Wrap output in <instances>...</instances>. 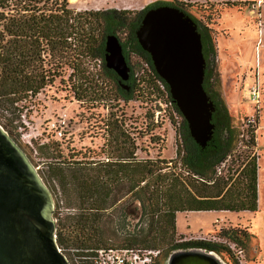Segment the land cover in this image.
Returning a JSON list of instances; mask_svg holds the SVG:
<instances>
[{
    "label": "trees",
    "instance_id": "16d2710c",
    "mask_svg": "<svg viewBox=\"0 0 264 264\" xmlns=\"http://www.w3.org/2000/svg\"><path fill=\"white\" fill-rule=\"evenodd\" d=\"M159 4L176 7L195 23L205 59L201 85L213 106L211 134L201 146L190 135L183 118L178 128L181 143L173 158L135 159L130 147L125 149L127 159L123 160L106 159L93 162V165L92 162L49 163L43 178H56L62 192L66 196L72 195L73 202L78 204L73 214L62 217L61 227L56 223L57 244L161 248L164 256L186 249L229 254V248L221 242L176 233L175 213L182 210L256 209L258 174L256 154L252 148L245 154L246 160L240 169L235 164L225 178L216 174L219 163L228 156L232 159L239 129L232 124L220 97L212 37L205 25L170 1L155 0L136 10L113 7L74 10L67 0H0V111L15 100L34 95L45 84L48 69L43 66L42 52L48 50L53 55L59 52V56L67 60L65 49L69 47L73 65L77 61L75 58L83 55L100 60L102 68L114 81L117 96L123 99L132 97L136 80L145 79L133 75L131 58H140L147 64L148 77L145 80L151 83V89L165 91L173 109L181 114L170 97L167 84L155 72L149 53L139 45L135 36L144 10ZM118 31L123 34L121 48L129 66L128 76L122 81L127 87L121 86L118 75L104 64L105 37L111 33L118 36ZM74 69L77 68L74 66ZM156 79L161 81L164 90L158 87ZM80 86L73 87L76 90ZM87 87L90 88L89 85ZM1 112L0 125L8 131L6 123L1 122ZM108 133L111 138L116 137L114 129H109ZM246 133L249 142L246 145L251 147L254 144L252 128H247ZM177 161L179 165H176ZM168 162H171L168 168L160 171ZM97 172H121L122 177L125 173L130 176V201L118 205L114 215L108 213L106 235L98 226L105 213L98 212L97 208L100 201L107 202L108 198H97L98 190L94 183L98 178ZM113 177L117 179L119 176ZM105 178L109 179V176ZM107 194L108 187L103 195ZM222 234L238 245H245L252 236L247 227L226 228ZM108 236L115 242H109ZM229 256L231 264H238Z\"/></svg>",
    "mask_w": 264,
    "mask_h": 264
},
{
    "label": "rangeland",
    "instance_id": "374dc122",
    "mask_svg": "<svg viewBox=\"0 0 264 264\" xmlns=\"http://www.w3.org/2000/svg\"><path fill=\"white\" fill-rule=\"evenodd\" d=\"M74 10L97 8L139 9L155 0H67ZM172 2L205 25L215 47V67L219 75V93L231 122L239 129L233 152L217 166L216 174L225 178L238 164L241 168L245 154L252 148L256 154V173L261 194L264 192V0H158ZM81 17H84L83 15ZM91 20V19H90ZM86 25V19L85 24ZM118 31V36L123 35ZM59 52H42L43 66L48 69L45 84L32 96L15 100L1 112V122L9 128L15 141L35 168L51 194V218L61 227L64 215L78 208L73 199L62 192L56 178L46 176L51 162L60 165L75 162H100L127 159L125 149L133 148L132 156L140 158H173L180 147L178 128L182 115L173 109L165 91L151 89L147 64L138 57L131 58L137 86L132 97L117 96L112 78L96 57L75 58L71 48ZM75 68L77 69H74ZM89 79V80H86ZM88 81V82H87ZM81 84L78 89L75 85ZM90 86L87 87V86ZM149 85V86H147ZM254 86L257 96L252 99L248 90ZM94 87V89H93ZM78 92V93H77ZM100 93V94H99ZM99 94V95H98ZM24 104V105H23ZM23 105V106H22ZM22 106V107H21ZM1 110V109H0ZM23 114V115H22ZM253 118L246 124L247 118ZM64 119V134L60 138L46 126L48 121ZM3 128V127H2ZM247 128L253 130V142L248 147ZM116 132L111 138L108 130ZM160 171L168 168L171 162ZM176 165H179L177 161ZM257 167L259 171H257ZM183 173H186L183 171ZM67 181H69L67 179ZM142 184V182H141ZM200 189V188H199ZM202 190V189H200ZM206 191V190H205ZM256 199V210H182L176 212V233L184 237L221 242L238 264H264V193ZM55 211V212H54ZM108 213L98 224L107 234ZM111 217V216H110ZM106 220V221H105ZM55 223V222H54ZM57 227V224H55ZM230 227H247L252 236L245 245L233 243L222 234ZM109 242H115L108 236ZM62 245V243H58ZM159 261L168 264L170 254L161 248ZM221 264H231L225 252L213 253Z\"/></svg>",
    "mask_w": 264,
    "mask_h": 264
},
{
    "label": "water",
    "instance_id": "95a60500",
    "mask_svg": "<svg viewBox=\"0 0 264 264\" xmlns=\"http://www.w3.org/2000/svg\"><path fill=\"white\" fill-rule=\"evenodd\" d=\"M139 45L149 53L155 72L168 86L193 139L201 146L212 131L211 101L202 85L203 57L195 23L181 10L159 4L144 10L135 30ZM104 64L119 77L128 76L121 45L115 34L106 35ZM48 188L11 136L0 125V264H69L57 250L52 201ZM205 257L191 264H221L201 250L172 252Z\"/></svg>",
    "mask_w": 264,
    "mask_h": 264
},
{
    "label": "built area",
    "instance_id": "2783aa9c",
    "mask_svg": "<svg viewBox=\"0 0 264 264\" xmlns=\"http://www.w3.org/2000/svg\"><path fill=\"white\" fill-rule=\"evenodd\" d=\"M156 83L161 90H164L160 80L156 79ZM248 93L252 99L257 96L254 86H251ZM252 121L253 118L249 117L246 119V124H251ZM65 126L64 119H56L48 121L46 127L54 132L57 138H60L64 134ZM56 248L63 252L60 245L56 244ZM159 254V248L100 245L87 246L80 249L77 254L65 253L64 255L69 264H160Z\"/></svg>",
    "mask_w": 264,
    "mask_h": 264
},
{
    "label": "flooded vegetation",
    "instance_id": "af4514ba",
    "mask_svg": "<svg viewBox=\"0 0 264 264\" xmlns=\"http://www.w3.org/2000/svg\"><path fill=\"white\" fill-rule=\"evenodd\" d=\"M117 38H118V41L121 45V41H122L121 38H119L118 36H117ZM121 51H122V48H121ZM201 54H202V52H201ZM203 63H205L204 58H203ZM106 159H108V158H106ZM96 175L98 176V178H96L94 180V183H95L96 190H98L97 191L98 192V195H97L98 200H102V198H104V199L108 198L107 202H101V201L99 202V205H98L99 208H97V211L101 212L103 214L104 213H110V214L112 213L111 215H114L115 211H116V207L118 205H120L121 203L122 204L128 203L130 201V176L125 173V176L122 177L121 172H108V173L97 172ZM101 176H103V178H100ZM105 176H109V179L105 178ZM113 176H119V177L117 179H114ZM106 185L108 187V194L105 196L103 194L107 190ZM54 222L55 223H54L53 236H54L55 242L57 244L56 233H55V231H56V226H55L56 218L54 219ZM60 246H61L62 251H63L61 253L63 255L65 253H67L69 255L70 253L77 254L80 251V249L87 247V246H90V245L72 244L70 242H66ZM187 250H191V249L177 250V251L181 252V251H187ZM177 251H175V252H177ZM64 257H65V255H64ZM183 264H191V260H189L188 262L186 261Z\"/></svg>",
    "mask_w": 264,
    "mask_h": 264
},
{
    "label": "bare ground",
    "instance_id": "6f19581e",
    "mask_svg": "<svg viewBox=\"0 0 264 264\" xmlns=\"http://www.w3.org/2000/svg\"><path fill=\"white\" fill-rule=\"evenodd\" d=\"M72 1L75 2L77 0H72ZM260 192H261V187H260ZM193 257L198 261L206 260L205 257L199 254H193L191 252L190 253H179L171 260V264H183L186 261L188 262L189 260H191V258Z\"/></svg>",
    "mask_w": 264,
    "mask_h": 264
},
{
    "label": "crops",
    "instance_id": "0c3cea01",
    "mask_svg": "<svg viewBox=\"0 0 264 264\" xmlns=\"http://www.w3.org/2000/svg\"><path fill=\"white\" fill-rule=\"evenodd\" d=\"M258 171H259V168H258ZM257 180H258V182H257V183H258V184H257V189H258V187H259V179H258V175H257ZM258 190H259V189H258ZM257 193H260V194H261L260 191H259V192L257 191ZM263 193H264V192H263ZM263 193H262V194H263ZM262 194H261V197H262ZM259 197H260V196H259V194H258V198H259ZM256 199H257V197H256ZM259 200H260V198H259ZM256 206H257V203H256ZM255 210H256V209H255ZM255 210H254V211H255ZM243 211H249V210H243ZM254 211H250V212H254ZM177 212H179V211H177ZM175 216H176V214H175ZM212 254H213V253H212ZM213 255H214V254H213Z\"/></svg>",
    "mask_w": 264,
    "mask_h": 264
}]
</instances>
